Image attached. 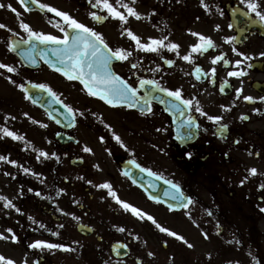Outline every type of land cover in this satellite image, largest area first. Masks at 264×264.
I'll list each match as a JSON object with an SVG mask.
<instances>
[{
	"label": "flooded vegetation",
	"instance_id": "obj_1",
	"mask_svg": "<svg viewBox=\"0 0 264 264\" xmlns=\"http://www.w3.org/2000/svg\"><path fill=\"white\" fill-rule=\"evenodd\" d=\"M53 1L59 10L65 11L64 5L68 6L69 14L75 19L102 33L113 49L132 51L128 60L113 61L112 67L138 88L141 97L152 90L149 93L151 112L141 114L138 107L123 105L112 107L97 97L89 96L80 82L70 81L48 67L41 51L46 52L45 46L39 45L38 41H33L35 63L25 57L22 59L20 50L8 51L9 42L28 39V34L19 27L20 21L28 23L36 31L62 36L48 22L49 19L61 18L40 10L36 5L30 4L31 10L28 11L18 0H0L5 5L11 4L20 13L17 17L7 7L0 8V23L12 30L0 29V62L17 68L16 73L0 69L3 73L0 79L10 82L7 77L11 76L12 80L20 77L18 84L24 87L29 83L48 85V82H64L74 89L69 94L72 100L56 86L53 91L64 104L78 110L74 112L71 127L62 128L48 118L43 108L26 99L23 90L20 93L35 112L30 108L24 109L21 112L24 116L18 112L17 120L10 123V113L3 111L10 106L0 105V128L16 130L14 132L24 137L23 140H14L0 133V156L17 162L15 167L11 165L14 172H18L16 167L21 168L24 161H28L30 168L40 167L44 169L43 173L48 172V176L28 183L20 211H16L15 219L10 216L6 219L20 232H23L20 225H33L26 229L25 239L36 233L73 249H55V255L44 254L36 264H73L76 252H92L100 260L108 257L115 261L101 260L99 264H206L209 239L230 237L229 226L240 224L245 231L253 232L257 224H264V101L259 99L264 96V56L260 55L264 53V21L247 7L248 0H204L207 9L201 0H136L132 6L141 13V19L129 17L123 26L118 19L111 17L102 22L94 21L90 12L95 11L102 16L107 12L93 8L89 0ZM41 2L46 3L47 0ZM123 2L131 4V0ZM254 2L259 6L258 11L264 13V0ZM120 10L125 11L123 8ZM48 26L58 33L48 32ZM124 27L130 28L145 43L149 37L167 36L166 44L180 45L179 55L166 48L159 53L137 50L134 41L126 34L121 35ZM191 32L210 36L217 47L203 55L193 53L194 60L189 63L181 57L190 51V45L197 43V37ZM221 54L230 63L225 65L220 61L212 64L211 59ZM166 60L174 63L168 65ZM237 60L242 61L238 67L235 64ZM132 63L138 66L132 68ZM249 64L252 67H248ZM196 66L203 70L199 79L195 73ZM213 67L216 68L215 76L210 71ZM157 68L159 70L154 71ZM240 70H244L246 75L228 76V72ZM48 72L51 81H48ZM140 79L157 80L162 87L171 90L179 88L185 99L193 100L192 106H185L187 110L183 116L173 109L181 121L179 127L174 116L156 100L155 86L140 88ZM239 88L243 91L237 98L236 90ZM244 96L255 99L246 101ZM197 102L209 116L222 119L210 121L207 116L196 112ZM242 115L248 119L242 120ZM189 116L195 119L198 128L188 129L184 125ZM225 124L227 128L221 135L220 125ZM113 133L120 136L123 147L114 139ZM57 134L62 135L61 140L56 138ZM48 135L49 145L46 144ZM181 136L185 138L180 139ZM85 146L92 151H83ZM38 150L49 151L48 156L37 159ZM133 160L144 168L152 169L158 177L179 184L185 198H191L192 203L186 208L170 209L151 199L146 189L156 191V176L137 169L131 163ZM65 162L69 163L70 169H63ZM124 167L135 172L137 183L124 175ZM252 168L257 169L255 175L249 171ZM29 172L28 169L27 180L30 179ZM104 182L112 185L121 200L152 215L160 225L170 222L174 232L184 236L193 247L172 236L165 241L162 237L165 234H160L147 217L140 219L131 211H125L108 195L107 189L96 187ZM80 224L89 235L79 231ZM215 227L218 229L214 232ZM120 228L125 231H119ZM159 241L162 242V251L171 254L169 257L160 255ZM115 244H118L116 251L123 257L117 258L112 254ZM41 251L45 252V249ZM149 252L154 255L149 256Z\"/></svg>",
	"mask_w": 264,
	"mask_h": 264
},
{
	"label": "snow or ice",
	"instance_id": "obj_2",
	"mask_svg": "<svg viewBox=\"0 0 264 264\" xmlns=\"http://www.w3.org/2000/svg\"><path fill=\"white\" fill-rule=\"evenodd\" d=\"M18 2L25 8V10L30 11L31 8L29 7L30 4L36 5L40 10H47L49 13L55 14V17L61 18L60 20H52L49 19V23L52 24L53 27L57 28L63 35L56 36L50 33H45L43 31H36L34 30L28 23L20 21L19 27L23 29L28 34V39H18L15 41H11L8 43V51L15 52L20 50V54L25 57L26 60L35 63V56L33 55V51L35 45L33 41H38L41 44L45 45H56L52 49V56L56 58L55 62L51 58H46V62L50 64L51 67L54 68L55 71L64 75L68 80H77L82 85L84 90H86L87 94L92 97H97L100 100L104 101L106 104L117 107V106H127L129 108L138 107L140 109L141 114H145V112H151V99L149 98V93H151V89L148 90V93L145 94L144 97L139 95V90L137 87H134L127 79L123 76L119 75L113 70L112 64L113 61H126L132 55V51L126 50L124 48H115L109 46L108 42L106 41L105 37L102 33L97 32L94 28L85 25L84 23L75 19L72 15L68 12L59 10L58 8L51 6L47 3H42L41 0H18ZM89 3L92 5L93 8H99L101 10H106L107 15L102 16L99 15L97 12L93 11L90 12L89 15L92 19L96 22H102L107 20L109 17L113 19H118L121 22V25H126L128 23L129 17H134L135 19H141V13L137 11L135 7L132 5L136 3V0H131V4L124 3L123 0H95V3L92 0H89ZM201 4L207 9V5L204 4V0H201ZM7 7L10 9L17 17L20 16L19 11L13 7L11 4H3L0 3V8ZM247 7L252 10L260 18L261 21H264V13L258 11V4L254 2V0H248ZM120 8H123L125 11H121ZM218 27V26H217ZM8 28L7 25L0 23V29ZM8 31H12L8 28ZM127 35L132 41L135 42V46L137 50L148 52V53H159L161 49L166 48L169 51L175 52L179 55V48L180 45L178 43H165L168 39L167 36L162 38H153L149 37L148 42H142V39L139 35L134 33L130 28L124 27L121 31V35ZM14 35H18V33H14ZM191 35L197 37V43L190 45V51L183 55L181 58L189 63H192L194 60L193 53H198L203 55L209 51V49H215L217 45L213 41L210 36H206L199 32H191ZM24 45H28V48H24ZM42 51V56L47 57V53ZM235 52L236 49H233ZM238 55H244L243 53H237ZM264 56V53L260 54ZM245 59H249V57L245 56ZM220 61H223L225 65H228L230 62L225 58L224 54L217 55L211 59L212 64H216ZM168 65H172L174 61L166 60L165 61ZM242 61L237 60L235 62L236 66L238 67ZM138 65L136 63H132L131 67L136 68ZM248 67H252L251 64ZM0 69L6 70L7 73H16L17 68L13 67L10 64H6L0 62ZM159 69H154V71H158ZM202 68L199 66L195 67V73L197 74V79L200 78V73L202 72ZM211 74L215 76L216 68L213 67L211 70ZM3 73H0L2 75ZM207 75V74H205ZM246 75L244 70L240 71H230L228 72V76H243ZM10 82L16 83L12 80L11 76L7 77ZM227 84V81H224ZM145 85L155 86V89L159 92L166 93L169 97L175 98V101H179V103H175L173 101H167L173 109L176 110L181 116L184 115L185 111L187 110L185 106H192L193 100L185 99L182 95V90L177 88L175 90H171L166 87H162L157 80H145L140 79L139 86L140 88H144ZM21 90L25 92V98L32 100L33 103L36 101L33 99L32 96L28 95V89L24 87L23 84L18 85ZM34 88L46 91L50 96L51 103L63 104V101L60 100L58 94L53 91V89L47 84H36L33 85ZM223 87L221 91H223ZM237 91V98H239V94L243 91L242 88H239ZM244 100L246 101H253L255 98L252 96H244ZM260 100L264 101V96L259 98ZM143 101V103H141ZM163 102V101H162ZM63 107L67 109L68 114H72V119H74V112L78 110H74L71 106L67 104H63ZM223 107V106H222ZM230 110V109H226ZM196 112H199L202 116H207L210 121L219 122L222 117L220 116H209L206 112L202 110L201 107L198 106L195 108ZM256 111H259L258 109ZM25 115H28L25 113ZM82 115V113H81ZM8 117L6 116L5 119ZM15 119V117H12ZM241 119H248L247 116L242 115ZM36 122V121H34ZM184 125L187 126L188 129L198 128L199 125L196 123L193 117H188L184 122ZM47 127V125H42ZM227 128V125H220V134H223L224 129ZM0 133L3 135L11 137L14 140H23L24 137L18 135L16 132L10 130L7 127L0 128ZM191 136V133H189ZM114 139L121 144L123 147V142L120 136L115 135L113 133ZM180 139H184L185 137L181 136ZM103 140V137L101 138ZM40 157H47L48 153L38 150ZM83 151L91 152L92 149L85 146ZM52 155H55L53 153ZM190 156L191 153H188ZM6 157L0 156V160H5ZM58 159V158H57ZM10 163L15 164L16 161H10ZM131 163L135 164L137 169H140L143 172H147L151 176H158L156 172H153L152 169L144 168L136 161H131ZM98 167V166H97ZM25 172H28V169H24ZM253 175L257 173V169L252 168L249 170ZM125 176L129 175V172H124ZM166 184L171 186L172 191L165 190L164 195L170 197L172 200L176 201L179 200L182 203L179 205H170V209L173 207H188L189 204L192 203L191 198H185L183 192L180 190V185L171 181L165 180ZM88 183H92L88 181ZM96 187L107 189L108 195L113 197L118 204H120L125 211H131L132 214L138 216L140 219H144L147 217L149 221H151L159 231L163 233H167L169 236L175 237L178 240L183 241L188 247H193L191 243H189L186 238L177 232L170 230L167 227L160 225L155 218L143 212L141 209L135 207L134 205L125 202L119 198L117 193L112 189V185L109 182H104ZM151 187V185H150ZM264 187V185H262ZM39 195V193H37ZM152 199L159 202V197H151ZM0 201H4V207H15L8 197L0 195ZM186 201V202H185ZM16 211H20L16 209ZM43 227V225H42ZM63 227V225H61ZM7 232L11 233L10 239L13 242H18V237L15 235L12 229H7ZM119 231H125L124 228H120ZM54 235H58V233H53ZM205 237L207 238V234L205 233ZM0 239L8 240L9 237L5 236L3 233H0ZM166 243V242H165ZM30 248L33 249H62L64 251H73L72 248L64 245V244H56V243H49L43 240H37L29 245ZM126 247V245H124ZM149 256L154 255L153 253L149 252ZM0 264H16V262L8 257H5L3 254H0ZM26 264V262H25Z\"/></svg>",
	"mask_w": 264,
	"mask_h": 264
},
{
	"label": "rangeland",
	"instance_id": "obj_3",
	"mask_svg": "<svg viewBox=\"0 0 264 264\" xmlns=\"http://www.w3.org/2000/svg\"><path fill=\"white\" fill-rule=\"evenodd\" d=\"M47 4L51 6H56L57 3L53 0H47ZM65 12H70V8L64 5ZM52 28V27H50ZM48 26L47 31L58 33L55 29H50ZM16 83L8 82L0 79V105L6 107L7 105L10 108L3 109L4 112L8 111L10 113L9 119L10 123L17 120V113L23 112L24 109L30 108L31 111H34L32 105L27 104V100L22 96L21 88L18 87V82L21 81L19 78H14ZM51 81V77L48 72V81ZM53 90H58L63 93H67L68 98L71 96L69 94L73 93V87L64 83V82H48ZM48 84V85H49ZM56 86V87H55ZM70 92H68V91ZM72 100V98L70 97ZM7 102V103H6ZM35 112V111H34ZM24 116V113H21ZM38 117V114H35ZM15 117V119H12ZM48 130L51 131L52 128L49 127ZM13 131V130H12ZM16 131V130H14ZM49 133V132H48ZM18 134V133H17ZM30 137L33 136L30 134ZM46 144H50V136H47ZM49 153V151H48ZM51 153V152H50ZM12 160H0V195L8 197L15 205V207H4V201H0V233H3L5 236H8V240L0 239V254H3L5 257L13 259L16 264H36L37 259L41 256L45 255H55V249H45V252L41 251V249H33L30 248L29 245L37 240H43L49 243H54L51 238L42 237L36 233H32V236L27 237L25 239L24 234L26 235V229L32 228L33 225H25L19 226V229L23 232L16 230V227L11 224V221L6 219V216H10L15 219L16 209H20L19 206L22 204V197H24L23 192H25L26 186H28L29 182L34 180H38L43 178L44 176H48V172L43 173L44 169L40 167H29L28 161L22 162V166L16 167L18 172H14L15 164L10 163ZM14 165V167H11ZM10 166V167H9ZM27 168L30 170L29 175L30 179L27 180V172L24 169ZM68 162H65L63 169H70ZM48 180V178H46ZM13 188V190H11ZM15 191V192H14ZM13 213V216L12 214ZM9 217V218H10ZM168 219V216H165ZM164 227L173 230V226L168 222L167 225H162ZM12 229L15 235L18 237V242H13L10 237L11 233L7 232V229ZM224 228H228V226H224ZM218 227L214 228L217 230ZM230 229V237H212L209 239L208 248L205 252L206 264H264V224H257L255 230L251 232V230L245 231L243 225H233L229 226ZM160 234H165V241H169L171 236L167 233L159 232ZM225 233V232H224ZM157 234V232H156ZM19 235V236H18ZM79 244L81 242H78ZM157 248L160 250V255L164 257H169L170 253H165L162 251V242L159 241L157 243ZM43 250V249H42ZM208 253V254H207ZM76 257L72 259L73 264H99L102 261H110L115 262L113 259L108 257L100 258L96 257L92 252H85L80 254V252H76ZM115 264V263H114Z\"/></svg>",
	"mask_w": 264,
	"mask_h": 264
},
{
	"label": "water",
	"instance_id": "obj_4",
	"mask_svg": "<svg viewBox=\"0 0 264 264\" xmlns=\"http://www.w3.org/2000/svg\"><path fill=\"white\" fill-rule=\"evenodd\" d=\"M45 45V44H43ZM46 47V53H47V58H51L54 62L56 60V58L54 56H52V49L54 47H57L56 45H45ZM49 64V63H48ZM50 65V64H49ZM26 89H28V95L32 96L33 99L36 101L35 104L42 106L45 108V110L47 111V113L49 114V116L56 122L60 123V124H66L65 122H71L73 121L72 119V115L67 113V109L63 107V104H57V103H51L50 102V96L49 94L44 91V90H40L37 88H34L33 85H27L25 87ZM165 94L162 92H156V99H167L169 100L170 98H166V96H164ZM169 101H173L175 103H178V101H175L173 99H170ZM166 110L170 113L171 112V105L166 102L164 104ZM175 120L177 121V125L178 127L180 126L181 121H179L180 119L178 118V115H176L175 112H173ZM129 176L133 179L134 182H136V177L134 173L129 172ZM165 190H169L172 191L171 186L166 184L164 182V180L156 177V191L154 190H147V193L149 196L151 197H159V201L164 203L167 206L170 205H179L182 202L179 200H172L170 197L165 196L164 195V191ZM186 202V201H185ZM173 208H180V207H173ZM80 230H82L80 228ZM89 234V233H87ZM114 255L118 256V254L116 253V249L114 248L113 250Z\"/></svg>",
	"mask_w": 264,
	"mask_h": 264
}]
</instances>
